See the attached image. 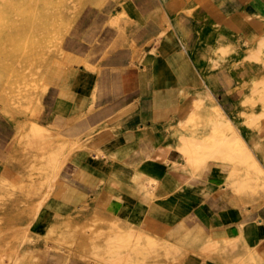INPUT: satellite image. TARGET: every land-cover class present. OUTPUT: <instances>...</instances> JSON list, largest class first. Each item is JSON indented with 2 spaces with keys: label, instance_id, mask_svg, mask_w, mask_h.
Masks as SVG:
<instances>
[{
  "label": "crops",
  "instance_id": "1",
  "mask_svg": "<svg viewBox=\"0 0 264 264\" xmlns=\"http://www.w3.org/2000/svg\"><path fill=\"white\" fill-rule=\"evenodd\" d=\"M163 5L129 0L127 17L118 15L120 7L110 14L89 8L64 38V58L47 71L37 121L78 145L62 163L52 196L93 198L127 224L174 228L181 239L197 231L213 239L242 233L256 244L264 236V204L241 201L226 183L227 164L209 159L190 172L177 148L165 155L162 148L175 138L184 108L208 86L225 113L235 110L255 70L235 55L211 64L212 53L218 40L231 42L245 9L263 12L264 0H202L169 19L156 12ZM18 127L0 112V161ZM185 262L219 264L196 252Z\"/></svg>",
  "mask_w": 264,
  "mask_h": 264
},
{
  "label": "bare ground",
  "instance_id": "2",
  "mask_svg": "<svg viewBox=\"0 0 264 264\" xmlns=\"http://www.w3.org/2000/svg\"><path fill=\"white\" fill-rule=\"evenodd\" d=\"M170 1L163 0L166 4ZM68 2L0 0V69L11 75L8 86L0 87V102L32 97L37 75L45 73L44 66L50 60V53L57 50L58 41L68 30V27L64 29L62 21L49 22L48 18L64 15L71 25L75 17L68 14ZM259 21L254 28L264 29V17L259 16ZM182 46L186 50L185 44ZM246 59L264 66V36L246 54ZM211 64L218 65L217 62ZM245 90L237 107L261 106L255 117L250 115L243 120L250 125L256 117H264V75L251 78ZM214 95L215 91L208 86V91L198 92L192 98L172 127L175 138L164 145L162 155L171 147L177 148L183 167L190 172L198 170L209 159L222 160L228 166L226 181L241 201L264 204V125L254 141L248 144L246 137H240L233 130V124L245 109L238 108L229 115ZM71 146L70 140L56 128L29 121L17 133L6 160L0 161V208L11 211L0 232L14 222L19 225L12 238L0 239V264H39L38 257L24 248L33 246L37 235L54 241L64 250L61 264H66L69 258H72L71 264H79L80 260H91L92 264H185L191 252L217 263L264 264V256L256 252V245L264 240V236L256 245L248 244L242 233L237 237L213 239L197 231L189 238L181 239V234L174 228L159 232L127 224L101 208L92 205L87 208L81 205V197L76 200L53 197L51 190L56 186L57 171L74 150ZM6 181L14 190L13 204H8ZM43 204H47L48 209L33 230L31 223ZM53 211H56L55 215ZM16 212L21 215L14 216ZM55 216L59 220L54 221ZM189 234L190 231H186L182 235ZM73 255L76 258L71 257Z\"/></svg>",
  "mask_w": 264,
  "mask_h": 264
},
{
  "label": "rangeland",
  "instance_id": "3",
  "mask_svg": "<svg viewBox=\"0 0 264 264\" xmlns=\"http://www.w3.org/2000/svg\"><path fill=\"white\" fill-rule=\"evenodd\" d=\"M69 2V15H72V17H75V20L72 22L71 25H69L66 16L61 15L57 18H48L49 22L53 21H62L61 24L66 29L68 27V30L65 31V36L69 33V31L73 28L75 23L77 22L78 18L81 16V14L88 10L89 8L95 9V10H100L102 11L103 8L108 10V13H112L113 11H116L117 7H120V13L121 16H130V10H127V5L129 3V0H82L80 2H75L68 0ZM202 0H171L169 4H166L165 2L162 3L164 4L163 7H160L156 10L157 13H160L161 15H165L168 19L172 17V15L176 12V10L180 8H187V9H192L194 8L197 4H199ZM249 8V7H248ZM245 9L244 10V20L239 23V26L236 27L235 29L232 30V35L234 36L231 40V42H220L218 40L215 44V48L212 53V58H211V63L212 62H217L218 64L226 61L228 59V56L230 55H235L236 56V61H246L248 62L255 70L254 75L252 78L258 77L260 75H264V66L258 64V63H252L249 60L246 59V54L254 47L256 42L264 36V29H259V28H254L259 21V16L264 17V10L263 12L255 11L254 8L251 10ZM104 10V9H103ZM71 13V14H70ZM163 15V16H164ZM119 16L115 17V20H117ZM113 18V17H112ZM66 23V24H65ZM257 23V24H256ZM65 25V26H64ZM108 25L118 29L120 27L117 26L115 21H109ZM166 36L168 38L172 37L173 33L169 29L166 30L165 32ZM64 38L60 39L58 41L59 46L55 52L50 53L49 61L48 63L45 64L44 69L45 73L37 75V82L35 86H33L32 91L33 95L31 98H23V97H18V99L9 102H0V112L6 114L9 116V118L12 120L13 123H17L19 125L18 131L16 134L13 136V139L11 143L9 144L8 147V153L7 157L9 155L10 150L12 149L14 145V141H16L17 133L21 129V127L29 122V121H34L37 123H40L37 121V114L38 110L40 108V100L43 95V92L46 89V74L49 68L54 64V62L57 61H62L64 58V52H63V42ZM181 45L184 43V40L180 39ZM186 51V50H185ZM11 79V75L9 72L4 71L3 69H0V87L1 86H8V82ZM246 89V87H245ZM246 92V90H245ZM245 94V93H244ZM244 96V95H243ZM237 102H236V108L234 111H237L239 109H245V112L238 117L236 122L233 124V130L235 133L239 134V136H244L246 137V140L248 144L252 143L256 136L260 133L262 130V126L264 125V117L259 116L258 118L254 120L253 123L250 125H246L243 120L247 118L248 116L252 115L255 117L257 112H259L261 106L260 105H254V106H243V107H237ZM233 111V112H234ZM232 112V114H233ZM51 127L56 128L53 126V124H48ZM243 139V138H242ZM72 146L71 149H75L78 145V142L76 139H69ZM11 148V149H10ZM16 164V161L13 162ZM4 165V163H2ZM62 165V164H61ZM61 168V166H60ZM22 171H25V169L21 168ZM59 171V170H58ZM57 171V173H58ZM57 175V174H56ZM7 183V181H6ZM10 183V180H9ZM231 190L235 192V190L230 186L228 182H226ZM54 187L51 190V193L53 192ZM6 191H7V199H8V204H13V198H14V190L9 187V184H6ZM50 193V192H49ZM50 197V196H49ZM47 197V198H49ZM54 197V196H53ZM52 198V197H50ZM83 203V204H82ZM21 205V204H20ZM81 205H86L87 208H90V205H92L96 209H100L93 198L91 199H86L82 198ZM48 209L47 204L41 205L38 215L34 218V220L31 223V226H33V230H36L37 225L39 223V220H41ZM15 212V211H14ZM43 212V213H42ZM54 212V211H53ZM11 211L8 210L7 208H0V227L4 223V220L6 221L10 217ZM56 214V211L54 212V215ZM15 215H21V212H16ZM59 220V217H54V221ZM19 229V225H17L15 222L14 224L12 223V226L9 228H4V230H1L4 232H0V239H9L16 234L17 230ZM250 244V243H248ZM257 244V243H256ZM253 244V245H256ZM41 245L42 247L40 248L39 246ZM25 250L28 251L29 254L35 255L38 257V260H40L39 264H61L62 259L65 256V252L63 249H60V247L55 244L54 241L52 240H44L42 236L37 235L35 244L33 246H25ZM46 250V251H45ZM256 252L264 256V240L259 244L256 245ZM73 258H76L75 255L71 256ZM204 260H208L213 262L210 258H205ZM72 258H69L67 260L66 264H71ZM92 261H85V260H80L79 264H92ZM94 263V262H93ZM219 264H224V263H219Z\"/></svg>",
  "mask_w": 264,
  "mask_h": 264
}]
</instances>
